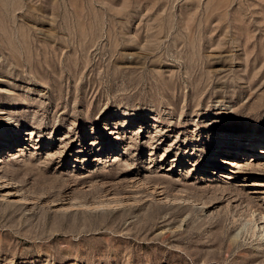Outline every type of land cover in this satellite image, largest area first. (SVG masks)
I'll return each instance as SVG.
<instances>
[{
	"label": "rangeland",
	"instance_id": "374dc122",
	"mask_svg": "<svg viewBox=\"0 0 264 264\" xmlns=\"http://www.w3.org/2000/svg\"><path fill=\"white\" fill-rule=\"evenodd\" d=\"M251 155L264 0H0V264H264Z\"/></svg>",
	"mask_w": 264,
	"mask_h": 264
},
{
	"label": "bare ground",
	"instance_id": "6f19581e",
	"mask_svg": "<svg viewBox=\"0 0 264 264\" xmlns=\"http://www.w3.org/2000/svg\"><path fill=\"white\" fill-rule=\"evenodd\" d=\"M245 134H241L240 136H244ZM8 140H6V142H7ZM242 145V144H241ZM240 145V146H241ZM240 146H238V147H240ZM251 161H248V162H244V163H241V165H246V166H252V168L255 170L256 169V165L257 166H263V168H264V158H262V159H259V161H255V158H256V156L255 155H251ZM255 161V162H254ZM255 163H257L256 165H255ZM91 207V206H90ZM94 208H96V207H94Z\"/></svg>",
	"mask_w": 264,
	"mask_h": 264
}]
</instances>
